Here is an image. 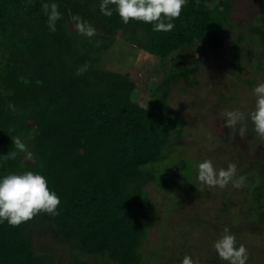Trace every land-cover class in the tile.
<instances>
[{"label":"trees","instance_id":"trees-1","mask_svg":"<svg viewBox=\"0 0 264 264\" xmlns=\"http://www.w3.org/2000/svg\"><path fill=\"white\" fill-rule=\"evenodd\" d=\"M74 2L77 3V0ZM77 6L85 8L79 4ZM219 6L228 12L229 1L219 3ZM110 7L113 9L112 17L101 13L105 20L113 18L112 22H104L109 23L108 25L120 22L116 18L115 7ZM249 8V15H244V20L234 24L228 23L227 17L218 21V13L208 11L196 0H187L180 17L172 22L175 27L163 34L162 40L161 36L159 39L152 36L153 39L150 38L145 49L160 64L170 51L178 50L189 41L201 40L213 26L224 28L225 23L229 31L238 32L226 46L230 56L236 57L246 50L241 46L243 42L246 46L257 44L264 48V0L256 2V7L249 1ZM31 9L30 0H0V101L3 102L5 110H9L8 104H5L9 100L7 94H12L15 96L13 99H16L24 93L26 102L21 105L25 106V112L21 116L23 119L33 118V124L22 122L3 128L6 148L0 147V175L4 177L25 171L43 175L48 186L52 187L51 191L59 197L60 205L55 217L39 214L18 227L10 226L7 221L0 223V264H123L129 259L131 247L130 239L124 234L127 230L119 231L115 240L109 241L106 238L110 234L106 233L107 223L123 218L132 225L141 214L148 211V200L143 197V186L149 182L158 185L151 172H146L141 167L159 162L157 159L160 151L168 144L170 127L177 121L174 120L175 113L166 110L163 113L154 112L155 103L152 98L145 103H148L146 109L134 106L136 87L133 82L123 75L99 67L103 64V53L114 40L113 36L97 35L89 39L80 35L81 37L71 36L66 39L65 33H74V27L65 29L64 23L57 22L56 31H49V44L53 47L68 43L65 54H57L54 59L59 79L54 84L57 90L52 89L49 95L43 93L44 103L37 106L41 110L40 114L31 113L28 108L33 107L29 102L34 93L24 90V84L34 86L37 82L41 83L49 76L48 67L54 64L48 55H41L33 49L30 38L29 45L23 37L18 43L11 41L10 20L27 15ZM76 15L80 16L79 13ZM91 20L85 21L91 24ZM149 25L150 28L145 29L130 21L123 25L122 30L127 32L128 29L136 27L145 35L142 29L149 32L153 27ZM132 33L137 31L127 36L134 38ZM97 41L100 42L99 46ZM7 45L14 48H7ZM179 55L180 49L172 57L180 58ZM243 60L247 62V58ZM85 63L89 65L88 70L83 75H76L77 68ZM169 66L174 73L178 70L172 62ZM234 67L237 72L243 68L237 62ZM252 69L260 72L253 66ZM175 78L171 77V80L174 81ZM58 105L61 110L53 116L50 107L58 108ZM177 123L179 126L175 133L178 135L182 120L179 118ZM30 131L32 137H28ZM77 133L90 134L94 139H90V144L85 146L79 141ZM138 135L142 137L139 138L140 141L136 138ZM13 137L25 140L30 138L35 149L47 147L50 156L48 158L51 160L46 164L49 169L33 166L25 159V155H16L15 159H3L9 152H14L10 145ZM144 138L148 143H144ZM88 146L93 150L83 156L81 162L86 159V165L83 167L81 162L79 165L85 170L84 179L75 182L72 192L64 191L63 184H66L65 177L69 173L67 170L72 167L69 162L74 160L78 164L77 154L83 152L84 148L89 150ZM168 149L165 148L166 151ZM155 168L157 167L152 166L151 170L154 171ZM186 168L180 163L179 167L174 168V174L170 173L171 176L174 175L175 182L180 180L177 176L183 170L186 171ZM254 172L257 175L254 180L255 200L259 206L254 208L257 218L249 221L245 218L242 222L244 233L247 230L256 233L263 231L264 160L256 163ZM57 175L59 177L55 182L53 177ZM184 185L185 181L174 185L163 179L159 188H183ZM198 197L199 193L193 195L189 191L182 200L186 202V199L196 200ZM172 214L188 221L186 216H182L179 207ZM149 223L150 219L147 218L143 226ZM33 226H36L38 237L42 238L46 233L54 244L44 242L35 251L32 246ZM213 263L218 264L217 261ZM221 263L227 264L224 261Z\"/></svg>","mask_w":264,"mask_h":264},{"label":"rangeland","instance_id":"rangeland-1","mask_svg":"<svg viewBox=\"0 0 264 264\" xmlns=\"http://www.w3.org/2000/svg\"><path fill=\"white\" fill-rule=\"evenodd\" d=\"M196 1L200 6H205L208 11L218 13L219 15L216 16L218 21L227 17L228 23L238 24L250 11L249 1L256 7V2L261 0ZM227 1H229L228 12L219 6V3H227ZM30 2L32 9L27 15L10 20L11 41L18 43L23 37L26 39L25 43L29 45L31 39L33 49L41 55H48L55 64L48 67L47 75L49 76L41 83L37 82L34 86L24 84V90L34 93L29 102V105L33 107L28 108L31 113L39 115L41 110L37 109V106L44 103L43 95H49L52 89H56L54 84L59 79L54 59L57 54H65L68 46V43L53 45V47L49 44L47 15L41 9L44 3L59 5L61 19L57 23H64L65 29L74 27L75 30L71 17L79 13L83 20L88 21L91 20L90 17H93L91 25L97 30L98 35L109 34L114 37L108 50L103 53L105 66L100 64L99 67L114 74L123 75L133 82L136 87L134 106L141 109L147 100L152 98L155 103L154 112L163 113L166 110L175 113L174 120L177 121L170 127L171 130L167 136L168 144L165 145L167 146L165 148H169L168 151L165 148L160 151L158 163L141 167L146 172H151L158 185L149 182L143 186V197L148 200V211L141 214L132 225L123 218L107 223L106 233L110 232V234L106 238L109 241L115 240L119 231L127 230L124 234L130 239L131 247L129 259L123 264H182L185 255L198 260L199 264H214L215 261L222 264L213 244L223 234L225 227L236 236L237 247L243 244L247 248L249 253L247 264H264V223L261 225L262 232L247 230L248 232L244 233L242 231L244 228L242 222L245 218L248 221L257 218L254 208H258L259 203L255 200L254 180L257 175L254 168L256 163L264 160V141L256 135L250 119L245 121L248 130L243 138L234 134L232 129L223 127L226 123L223 115L226 110H240L246 117L254 110L253 89L258 84L264 83V48L257 44L246 46L243 42L241 46L246 50L236 57L230 56L226 46L238 32L229 31L226 21H220L225 23L224 28L218 25L213 26L201 40L182 44L179 48L180 58L172 57L179 49L172 50L159 64L158 59L152 57L145 46L148 45L152 36L158 39L161 36L162 40L166 32L153 31V27L147 33L142 29L145 35L136 27L124 32L122 30L124 24L120 23L122 21L117 14H115L116 18L120 22L111 23L113 18L105 20L99 7L102 0H77V3L74 0H30ZM77 4L85 6L86 9L84 7L80 9ZM109 21H111L110 25L104 23ZM134 23L145 29L150 28L149 24L135 21ZM130 31H137L131 34L135 35L134 38L127 36L131 33ZM71 36L81 37L76 30L74 33H65L66 39ZM28 38H30L29 41ZM7 48H14V46L7 45ZM243 58H247L248 63L243 62L245 60ZM170 62L178 68L179 72L177 70L174 73L171 70ZM236 62L242 64V67L245 64L247 66L245 65L240 72H237L236 65L234 67ZM252 66L258 68L260 72H255ZM171 77L176 78L172 81ZM24 95L22 93L13 99L15 96L7 94L9 100L5 104L14 105L15 111L5 110L3 102L0 101V147L6 148L3 128L22 122L33 124V118L23 119L21 116L25 112L23 110L25 106L21 105L26 102ZM50 110L54 116L61 109L58 105V108L50 107ZM179 118L182 123L177 135L175 130L179 126L177 123ZM239 127L240 125H237V133ZM31 135L32 132L28 134V137L33 136ZM76 136L85 146L90 144V139H94L92 135L85 133H77ZM136 138L140 141L139 138L142 137L138 135ZM20 140L27 146V150L33 153V158L29 160L31 164L41 167L40 169H49L46 164L51 160L48 158L50 156L47 147L35 149L30 138ZM144 140L146 143L145 138ZM10 145L18 156L26 155L19 152L13 143ZM84 149L77 154L78 164L74 160L69 162L72 167L67 170L69 173L65 177L66 184H63L64 191L72 192L75 182H80L86 175L83 169L86 159L81 161L83 156H86L89 151L91 153L93 149L90 147L89 150ZM206 159H210L216 169H226L229 163H235L237 176L247 178L245 186L236 189L229 184L225 189L218 187L202 189L197 180L198 164ZM80 162L83 166L81 168ZM180 163L187 168L186 171L180 172L177 176L180 180L175 182L174 175L171 176L170 173L174 174V168L179 167ZM152 166L157 168L153 171ZM58 177L59 175L53 177V180L56 182ZM2 178L3 176L0 175V179ZM163 179L174 185L185 181V185L183 188L160 189ZM48 187L52 190L51 186ZM189 191L193 195L199 193L200 197L196 200L186 199V202H183L182 199L189 194ZM178 207L182 216H186L188 221L172 214ZM147 218L150 219V223L143 226ZM35 228L36 226H33L32 234V246L35 251L44 242L54 244L46 233L44 237H38Z\"/></svg>","mask_w":264,"mask_h":264},{"label":"clouds","instance_id":"clouds-1","mask_svg":"<svg viewBox=\"0 0 264 264\" xmlns=\"http://www.w3.org/2000/svg\"><path fill=\"white\" fill-rule=\"evenodd\" d=\"M186 4L187 0H102L99 7L104 16L111 17L113 9L110 5L115 6L116 14L125 25L135 21L153 25L152 30L156 32H169L175 27L172 21L180 17ZM41 9L47 15L49 31L54 33L56 22L61 19L59 5L44 3ZM71 21L79 35L89 39L98 35L97 30L79 15H73ZM99 43L97 41V46ZM88 68L89 65L85 63L77 68L76 75H83ZM252 94L255 97L254 110L247 117L240 110H226L223 114L226 118L223 127L232 129L234 134L243 138L248 130L245 121L250 119L256 135L264 140V83L258 84ZM147 104L144 105L145 109ZM8 107L15 111L11 103ZM237 125H240L238 133ZM12 143L19 152L26 153L25 159L33 158L32 152L27 150V146L19 137H13ZM16 155V152H9L2 158L15 159ZM246 179L245 176H237L235 163H229L226 169H216L210 159L198 164L197 180L202 189L204 187L225 189L229 184L240 189L245 186ZM59 205V197L49 189L46 178L41 174L25 171L21 174H8L0 179V223L7 221L10 226L18 227L39 214L55 217L58 215ZM213 248L219 259L227 264H247L249 258L247 248L243 244L237 247L236 236L230 233L227 227L214 242ZM182 264H199V261L185 255Z\"/></svg>","mask_w":264,"mask_h":264}]
</instances>
